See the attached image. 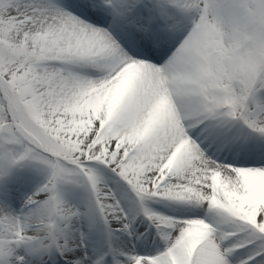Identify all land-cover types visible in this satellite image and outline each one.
Here are the masks:
<instances>
[{"label":"snow or ice","instance_id":"snow-or-ice-1","mask_svg":"<svg viewBox=\"0 0 264 264\" xmlns=\"http://www.w3.org/2000/svg\"><path fill=\"white\" fill-rule=\"evenodd\" d=\"M0 264H264V0H0Z\"/></svg>","mask_w":264,"mask_h":264}]
</instances>
